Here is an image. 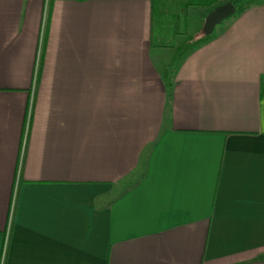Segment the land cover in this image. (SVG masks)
<instances>
[{"label":"crops","instance_id":"crops-1","mask_svg":"<svg viewBox=\"0 0 264 264\" xmlns=\"http://www.w3.org/2000/svg\"><path fill=\"white\" fill-rule=\"evenodd\" d=\"M152 29V0H0V264H264V3L169 83Z\"/></svg>","mask_w":264,"mask_h":264},{"label":"trees","instance_id":"trees-1","mask_svg":"<svg viewBox=\"0 0 264 264\" xmlns=\"http://www.w3.org/2000/svg\"><path fill=\"white\" fill-rule=\"evenodd\" d=\"M257 0H178L177 7L174 6L173 0H152L153 2V29H152V43L155 47H172L175 48V55L172 59V63L166 67L165 77L166 82L168 81L172 73V68L183 56L195 49L204 40H207L211 35H205L203 32V27L201 30L191 34L186 35L185 39L177 47L175 46L173 40L177 38L180 34L177 31V26H174L176 21L182 18L184 21L183 25L186 26L188 22V9L190 7H201L209 8L210 11L214 10L216 7L226 3L231 2L237 8L236 15L241 14L254 2ZM181 12V15L172 13V11ZM207 13V15L209 14ZM206 15V16H207ZM173 20L174 24L171 26L170 21ZM188 27V26H187ZM187 29V28H184ZM186 32H181V35H185ZM172 38V41H167L168 38ZM169 42V43H168Z\"/></svg>","mask_w":264,"mask_h":264},{"label":"rangeland","instance_id":"rangeland-1","mask_svg":"<svg viewBox=\"0 0 264 264\" xmlns=\"http://www.w3.org/2000/svg\"><path fill=\"white\" fill-rule=\"evenodd\" d=\"M177 1L178 0H173V3H172L176 7L178 5ZM261 3H264V0H257L256 2L253 3V5H259ZM209 11H210L209 8L190 7L188 9V22H187L186 26L183 25L184 21L182 20V18L179 19L178 21H176L175 24H174L173 20L170 21L171 26H173V24H174V26H177L178 27L177 31H179V33H180L177 36V38H175L173 40L175 46H178L179 44H181L183 42V40L185 39L186 35H188V34L191 35V34L197 32V31L201 30L202 27H204L205 19L207 17L206 15H207V13ZM172 13L178 14L179 16L181 15V12L180 11L176 12V10L172 11ZM234 15H236V14H234ZM184 28H187V29H184ZM181 32L182 33L186 32V34L185 35H181ZM167 41L171 42L172 38L169 37Z\"/></svg>","mask_w":264,"mask_h":264},{"label":"water","instance_id":"water-1","mask_svg":"<svg viewBox=\"0 0 264 264\" xmlns=\"http://www.w3.org/2000/svg\"><path fill=\"white\" fill-rule=\"evenodd\" d=\"M237 11V8L231 2H226L218 7H216L213 11H211L206 19L203 27V32L205 35H211L216 26L220 25L226 19L232 17Z\"/></svg>","mask_w":264,"mask_h":264},{"label":"built area","instance_id":"built-area-1","mask_svg":"<svg viewBox=\"0 0 264 264\" xmlns=\"http://www.w3.org/2000/svg\"><path fill=\"white\" fill-rule=\"evenodd\" d=\"M30 116V115H29Z\"/></svg>","mask_w":264,"mask_h":264}]
</instances>
